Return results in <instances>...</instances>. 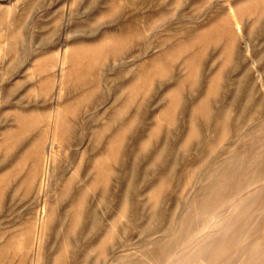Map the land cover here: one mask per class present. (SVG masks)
Masks as SVG:
<instances>
[{"label": "rangeland", "instance_id": "374dc122", "mask_svg": "<svg viewBox=\"0 0 264 264\" xmlns=\"http://www.w3.org/2000/svg\"><path fill=\"white\" fill-rule=\"evenodd\" d=\"M0 264H264V0H1Z\"/></svg>", "mask_w": 264, "mask_h": 264}, {"label": "bare ground", "instance_id": "6f19581e", "mask_svg": "<svg viewBox=\"0 0 264 264\" xmlns=\"http://www.w3.org/2000/svg\"><path fill=\"white\" fill-rule=\"evenodd\" d=\"M1 1V0H0ZM64 60V59H63ZM52 149H53V146L49 147L47 149V152H48V155L49 157H52L53 156V152H52ZM48 193L49 191L45 194L46 197H48ZM55 219V218H54ZM51 218H50V215L47 213V204L45 206V211H44V217L41 221V224H40V238H39V246H38V250L40 251L41 249V242H43L45 240V235H43V233H45V229L47 230V227L49 225H51ZM53 222V221H52ZM54 223V222H53ZM52 226V225H51ZM55 226H52V228L54 229ZM59 231V230H58ZM55 235V233H54ZM56 235H57V232H56ZM59 235V234H58ZM58 239V238H56ZM74 244H79V241L77 239H75L73 241Z\"/></svg>", "mask_w": 264, "mask_h": 264}]
</instances>
